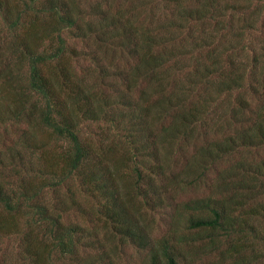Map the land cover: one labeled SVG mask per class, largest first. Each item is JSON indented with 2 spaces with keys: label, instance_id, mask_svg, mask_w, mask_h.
Wrapping results in <instances>:
<instances>
[{
  "label": "trees",
  "instance_id": "16d2710c",
  "mask_svg": "<svg viewBox=\"0 0 264 264\" xmlns=\"http://www.w3.org/2000/svg\"><path fill=\"white\" fill-rule=\"evenodd\" d=\"M89 126L104 132L92 141ZM75 180L97 213L79 206ZM149 209L170 211L168 237ZM7 240L11 264H123L125 244L147 264L217 251L264 264V0H0Z\"/></svg>",
  "mask_w": 264,
  "mask_h": 264
},
{
  "label": "rangeland",
  "instance_id": "374dc122",
  "mask_svg": "<svg viewBox=\"0 0 264 264\" xmlns=\"http://www.w3.org/2000/svg\"><path fill=\"white\" fill-rule=\"evenodd\" d=\"M103 130L97 129L96 126H89L86 131H85V136L89 135L92 139V141H95L98 139L99 134L103 133ZM37 137L42 138L43 141H45L46 136L45 133L41 130H37ZM107 144H115L117 143V139L114 138L113 136H109L108 139H106L105 141ZM60 146V145H59ZM183 147L177 148V150L179 151L178 155H176L177 157V169H180L184 166V164L186 163V161L189 159L190 153H191V149L189 148V144H184L182 143ZM54 148V147H52ZM58 146L54 148V150H57ZM60 150V149H58ZM185 151L184 155H181L182 152ZM111 158H119L120 157V152H116L114 155L110 156ZM174 163L175 164V159H171L169 161V164ZM173 164V166H174ZM175 167V166H174ZM209 177H212V174H209ZM71 190L74 191L75 193V199L78 201L79 206L82 207L83 209H89L91 211H93L94 213H97V202L90 197L87 193H84L78 184V181L75 180L71 183L70 186ZM179 192V191H177ZM181 193V192H180ZM180 193L176 194V200H185L187 199V196H193L195 195V193H198V191L196 190H188L186 192H183L181 195ZM64 196L62 197L63 199H67V195L64 193ZM46 199L50 200L53 199V195L49 192L46 194ZM146 219H149L150 221V226L151 229H153L155 236L159 237V236H166L168 237V229H169V225H170V218H171V213L169 210H164V209H157L154 211V209L152 210H148L146 212ZM70 220H77V222L79 224H82L84 226H88V228H92L95 227L100 233H104L105 231H110V228L105 229L103 228L102 224L94 219L93 220V225L91 223H89L84 217H81L77 214H72L71 216L68 217ZM186 223L185 220L181 222V224L178 226L179 231L183 232L186 235H190L191 237H195V233L193 231H188L187 229H185L186 227ZM198 237V236H196ZM230 240L228 239H224L220 242V251L223 252L228 244H229ZM117 243V242H116ZM200 243V241H194L192 243V247L191 248H184V252L192 250V248H195V246H197ZM191 246V245H190ZM185 247V245L183 246ZM7 250V252H5V249ZM124 250H125V254L123 255V264H131V263H136V264H147V261L145 260L144 256L145 253L133 246L124 245ZM213 252L209 255L203 256L200 260H195L192 261L191 264H229L234 262L235 258L230 257V258H224V259H220V255L219 252ZM5 253V255L3 254ZM16 255H17V245L16 242L14 240H7L4 241L3 244L0 245V260L4 259L5 262L7 264H11L13 261H15L16 259ZM238 258V257H236ZM180 264H186L184 263L181 259H180Z\"/></svg>",
  "mask_w": 264,
  "mask_h": 264
}]
</instances>
